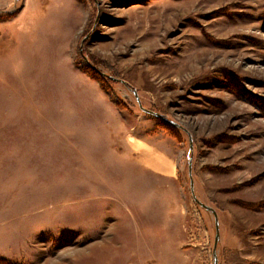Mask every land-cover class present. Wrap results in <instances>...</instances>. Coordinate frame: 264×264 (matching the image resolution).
Returning a JSON list of instances; mask_svg holds the SVG:
<instances>
[{"label": "rangeland", "instance_id": "374dc122", "mask_svg": "<svg viewBox=\"0 0 264 264\" xmlns=\"http://www.w3.org/2000/svg\"><path fill=\"white\" fill-rule=\"evenodd\" d=\"M260 102L264 0H0V264H213L189 158L264 264Z\"/></svg>", "mask_w": 264, "mask_h": 264}, {"label": "water", "instance_id": "95a60500", "mask_svg": "<svg viewBox=\"0 0 264 264\" xmlns=\"http://www.w3.org/2000/svg\"><path fill=\"white\" fill-rule=\"evenodd\" d=\"M101 74H104V73H101ZM108 77L112 78V79H116L120 82H123V80L121 79H117L115 77H112L110 75H107ZM134 94H135V98L138 102V105H139V108L145 112V113H149L153 116H156L158 118H161L163 120H165L166 122H168L169 124L173 125L174 127L178 128V129H181L183 131H185L188 135L189 133L187 132V130L185 129L184 126H182L181 124L173 121V120H170L168 118H166L165 116H163L160 112H157V111H154V110H151V109H147L145 108L143 105H141L140 101H139V98L136 94V91L134 90ZM189 146L190 148H192V141H191V137L189 135ZM190 158L188 159V174H189V181H190V189H191V193H192V196H193V199L194 201L203 209L207 210V211H210L214 217V228H215V234H214V242H213V264H218V258H217V245H218V241H219V223H218V219H217V214H216V211L213 207L209 206V205H206L205 203L201 202L195 195V192H194V185H193V179H192V176H191V169H190Z\"/></svg>", "mask_w": 264, "mask_h": 264}, {"label": "trees", "instance_id": "16d2710c", "mask_svg": "<svg viewBox=\"0 0 264 264\" xmlns=\"http://www.w3.org/2000/svg\"><path fill=\"white\" fill-rule=\"evenodd\" d=\"M258 105H259L260 108L264 111V102H260V103H258Z\"/></svg>", "mask_w": 264, "mask_h": 264}]
</instances>
